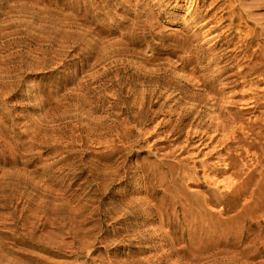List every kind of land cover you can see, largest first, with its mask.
<instances>
[{
  "label": "rangeland",
  "instance_id": "rangeland-1",
  "mask_svg": "<svg viewBox=\"0 0 264 264\" xmlns=\"http://www.w3.org/2000/svg\"><path fill=\"white\" fill-rule=\"evenodd\" d=\"M0 264H264V0H0Z\"/></svg>",
  "mask_w": 264,
  "mask_h": 264
},
{
  "label": "bare ground",
  "instance_id": "bare-ground-1",
  "mask_svg": "<svg viewBox=\"0 0 264 264\" xmlns=\"http://www.w3.org/2000/svg\"><path fill=\"white\" fill-rule=\"evenodd\" d=\"M216 122V121H215ZM215 125H219V124H215ZM233 130V129H232ZM219 134V133H218ZM228 135V134H227ZM209 138L211 139V138H213V136H209ZM222 138V137H221ZM215 140V139H214ZM213 150H208V152H206L205 153V155L207 156L209 153L211 154V152H212ZM202 153V152H201ZM220 158V157H219ZM205 159H207V158H205ZM204 158H203V160H201V161H199L200 162V164H201V166H202V171H203V177L205 178V179H208V181L210 182V180L213 182L214 180H215V178L217 177H215V175H216V172L218 171V169H211V171H209V170H207V166H208V164H207V162H206V160H205ZM218 160H220V159H218ZM218 160L216 159V161L218 162ZM219 163V162H218ZM212 164V163H211ZM223 166V165H222ZM221 166L219 165L217 168H220ZM218 173V172H217ZM213 177H215L214 179H213ZM218 179V178H217ZM216 181V180H215ZM218 181V180H217ZM216 181V182H217ZM220 181V180H219ZM229 181V180H228ZM216 182H214V183H216ZM221 183V182H220ZM228 183V182H227ZM222 185V184H221ZM216 187V186H215ZM225 187H226V185H225Z\"/></svg>",
  "mask_w": 264,
  "mask_h": 264
}]
</instances>
